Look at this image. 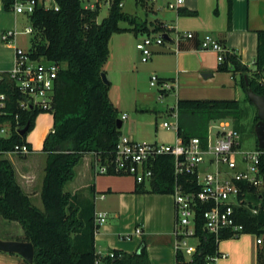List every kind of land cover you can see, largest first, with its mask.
I'll return each instance as SVG.
<instances>
[{
	"label": "trees",
	"instance_id": "obj_1",
	"mask_svg": "<svg viewBox=\"0 0 264 264\" xmlns=\"http://www.w3.org/2000/svg\"><path fill=\"white\" fill-rule=\"evenodd\" d=\"M102 1L96 0L91 8L84 5V0H54L53 7L40 3L29 16L34 30L30 39L31 56L66 63V68L59 74L49 111L53 114V127L44 137L41 149L47 155L41 190L44 209L32 203L30 195L16 179L12 162L4 154L22 143H27L32 150L26 140L27 133L37 116L46 111L21 109L18 101L22 96L6 75L8 71L2 73L0 92L7 96V115L2 119L10 120L14 128L10 136H0V216L17 221L23 227L25 239L35 247L31 264H95L100 256L95 249V234L99 227L95 223L94 201L82 191L71 193L65 190V186L74 179L75 167L85 154L94 153L102 161L114 157L122 136L121 128L117 126L119 110L109 97L111 83H105L101 74L105 72L109 59L112 35L146 28L136 16L123 11L125 0H110L109 14L99 22ZM12 3L13 0H3L6 9ZM231 16L232 0H229V21ZM123 22L129 27L121 26ZM154 31L163 33L167 28L159 23ZM257 39L254 70L230 51H226L219 67L221 71H231L234 76L240 75V85L246 95L248 88L264 95V29L257 31ZM247 100L253 104L248 95ZM177 111V136L188 141L195 136L206 139L212 122L231 120L230 117L239 119L245 110L238 99L187 98L178 100ZM258 120L256 113L254 124ZM28 123V132L20 135L19 129ZM16 126L19 129L16 130ZM153 168L152 179L136 183L137 190L173 194L177 180L174 157L159 156ZM260 169L264 181V151L260 157ZM195 180L192 175L180 176L186 191L199 189ZM245 188L259 204L254 208L237 207V220L244 226L243 233L251 232L262 237L263 243L257 248V264H264V186L260 190L249 185ZM206 208V204H201L198 210L196 235L200 244L192 260H186L179 252L176 253V264H205L208 255L219 251L222 240L232 238L226 231L218 240L215 234L204 229L202 213ZM114 252V257H104L103 264H152L144 240L135 252Z\"/></svg>",
	"mask_w": 264,
	"mask_h": 264
},
{
	"label": "crops",
	"instance_id": "obj_2",
	"mask_svg": "<svg viewBox=\"0 0 264 264\" xmlns=\"http://www.w3.org/2000/svg\"><path fill=\"white\" fill-rule=\"evenodd\" d=\"M170 1L175 0H165L159 9L166 10V4ZM1 2L3 4V0H0ZM134 2L136 6L147 7L141 0ZM169 10L171 11L166 13L165 19H156L149 23L147 18L142 21L139 14L134 15L123 9L125 13L136 16L146 28L138 32L114 33L111 37L109 59L104 70L111 83L109 97L112 103L118 110L122 109L126 90L130 88L134 93L135 89L136 97V92L140 91V77L146 76L151 79L154 74L175 82V89L161 96L166 98L171 96L175 106L179 99L187 98L240 100L244 91L240 85V75L234 76L231 71H221L218 53L208 49L201 50L200 45L203 37L211 34L226 51L237 54L244 64L254 70L258 45L257 31L264 29V0H232L231 21L229 0H184L178 9ZM159 23L167 28V32L162 34H167L169 40L165 39L163 44L154 45L150 62L141 64V68L135 64L134 75L129 55V37L131 36L134 42L139 40L138 34L144 36L160 34L154 31ZM187 32H193L194 37H186ZM8 46L14 49V46ZM132 107L144 114L155 111L152 107L139 105L134 96ZM166 112L170 114L171 110ZM125 114L126 112L122 114V118ZM128 137L138 142H146L149 139L140 133H133ZM4 157L12 162L16 179L24 192L30 195L32 203L44 209L41 190L46 153L42 151L39 160L29 155L21 157L17 155L12 159L8 153L4 154ZM96 159L94 153L85 154L75 167L74 179L65 186V190L71 193L82 191L85 196L92 199L96 212L108 213L107 221L95 234L96 252L100 256H105L113 250L131 253L137 251L144 240L151 263L168 264L170 258L173 256L176 258L173 194L138 191L135 179L98 174L94 168ZM137 227L142 228L141 235L135 234ZM0 228V239L26 240L24 229L17 221H9L0 216ZM129 234H132V237L128 239L126 236ZM0 264L29 263L20 254L0 251Z\"/></svg>",
	"mask_w": 264,
	"mask_h": 264
},
{
	"label": "built area",
	"instance_id": "obj_3",
	"mask_svg": "<svg viewBox=\"0 0 264 264\" xmlns=\"http://www.w3.org/2000/svg\"><path fill=\"white\" fill-rule=\"evenodd\" d=\"M152 2L157 0H150ZM42 0H13V10L18 14H26L28 17ZM184 0H175L168 3L169 9H178ZM33 27L30 23L23 31L7 30L1 35L2 40L8 45L14 46V66L7 72L9 80L16 91L22 96L18 105L21 109L36 108L49 112L53 106L54 93L60 72L66 68V63L49 60L45 57L34 58L29 49L18 46L16 43L19 34L32 35ZM188 38L194 37L193 32L185 33ZM165 41L162 33L148 35L136 43L141 52L142 61L146 62L153 54V46L161 45ZM201 50H213L218 53L220 62L224 60L226 49L211 34H206L200 45ZM2 71H0V84L2 83ZM150 84L158 87L160 96L175 89V82L162 79L158 75L151 76ZM7 96L0 92V136H10L13 125L5 118ZM170 115L175 122L164 121L165 129H178L177 106L171 110ZM18 119V115H16ZM19 129L18 126L15 127ZM239 131L234 127L230 119L212 122L208 129L206 139L198 136L185 141L177 136L174 144L161 142H138L122 135L117 144L115 155L109 160L102 161L97 157L96 171L98 174L129 175L136 183L148 182L154 175V163L161 155L174 157V170L177 176L175 190L173 192L177 222L175 226L176 253H195L200 239L196 235V219L201 204H206L203 211L204 229L215 234L219 240L222 232H230L232 237L243 233L244 226L237 220L236 208L245 206L251 208V192L246 185L254 186L258 190L264 186L260 169V157L264 150H241ZM31 151L27 143L18 144L9 153L26 155ZM202 164H205L202 168ZM241 164V165H240ZM213 167V168H212ZM192 175L199 186L196 191H186L180 176ZM245 185V186H244ZM108 219L106 211L95 213V223L98 227ZM141 227H137L135 234L141 235ZM132 234L126 236L131 238ZM194 237L198 240L196 246H190L188 239ZM263 239L257 237V244L261 245ZM114 257L115 252L110 251L105 256H99L95 264H103L104 257ZM227 254L218 251L206 257L205 264H220Z\"/></svg>",
	"mask_w": 264,
	"mask_h": 264
},
{
	"label": "rangeland",
	"instance_id": "obj_4",
	"mask_svg": "<svg viewBox=\"0 0 264 264\" xmlns=\"http://www.w3.org/2000/svg\"><path fill=\"white\" fill-rule=\"evenodd\" d=\"M144 4H147L145 8L141 6H136L134 0H125V7L123 8L126 12L131 14H139L142 21L145 18L148 22L156 21V19H165L166 13H169L168 3L166 4V10H160L159 6L165 3V0H141ZM146 2V3H145ZM174 2V1H172ZM45 4L46 7H53L55 5L54 0H42L41 4ZM96 3V0H84V5L91 7ZM0 71L11 70L14 66V49H11L7 43L2 40V33L7 30H18L23 31L26 26L30 25L29 17L26 14H18L13 10V7L9 9L4 8L2 2L0 3ZM110 0L101 2L100 15L98 17L99 22L103 20L109 14ZM147 8V9H146ZM123 26L128 25L127 23H121ZM135 38V33H133ZM131 37V36H130ZM129 37V47H130V57L132 63L133 73L135 75V64L138 68H141V64H146L142 61L141 52L135 48L138 41L144 39L146 36L144 34H138V41H134ZM31 35L29 34H19L17 36L16 44L25 50L30 48ZM148 60L147 63H149ZM109 79V78H108ZM135 79V77H134ZM140 91L136 92L135 97V87L134 93L128 88L124 96V106L119 109V117L124 121L121 128L122 134L125 136H130L133 133H140L146 137H149L146 142H161L174 144L177 138V131L175 129H165L163 127L164 121L175 122L170 114L166 110H172L175 108L174 102L171 96L166 98L160 96L158 87L152 86L150 84V77L141 76L140 77ZM171 93V91H170ZM132 96L137 99L138 104L142 107L147 106V108L152 107L155 111L149 112V114L141 113L139 110H134L132 107ZM239 100V99H238ZM242 106L244 108L243 115L239 118H231L234 127L239 131V141L241 150H254L257 148L258 141L255 133L254 117L257 113L255 105L251 104L247 100L246 92L243 91L242 97L240 99ZM126 112L125 117L122 118V114ZM53 126V114L51 112H41L32 127V129L27 133L26 140L32 145V150L24 155L29 157H36L37 160L42 156L41 144L43 138L49 133L51 127ZM142 140V139H140ZM9 156L16 157L21 155L16 153H8ZM205 164H202L201 168ZM241 165V164H240ZM96 161L94 163V168L96 171ZM213 168V167H212ZM118 176V175H115ZM122 179H134L129 175H120ZM148 186V185H147ZM174 198V197H173ZM259 204L257 199H251V207L254 208ZM175 205V204H174ZM177 222L176 211H175V224ZM1 229V228H0ZM190 246H196L198 240L194 237L188 239ZM257 235L255 233L246 232L242 233L237 237L227 238L220 242L219 250L226 253L228 256L225 260H221L220 264H257ZM194 253L190 252L186 254L187 259H191ZM168 264H176V258H170Z\"/></svg>",
	"mask_w": 264,
	"mask_h": 264
},
{
	"label": "water",
	"instance_id": "obj_5",
	"mask_svg": "<svg viewBox=\"0 0 264 264\" xmlns=\"http://www.w3.org/2000/svg\"><path fill=\"white\" fill-rule=\"evenodd\" d=\"M164 38L169 40V36L164 34ZM102 79L105 83H109L107 74L102 72ZM246 84L249 85L248 78L245 76ZM247 95L249 100L255 105L257 109L258 122L255 124V133L257 136L258 147L264 150V95H260L254 92L251 88H248ZM118 128H122L123 120L118 119ZM29 129V123L19 129L20 135L24 136ZM0 251L7 253L20 254L28 263L34 262L35 247L31 241L26 240H4L0 239Z\"/></svg>",
	"mask_w": 264,
	"mask_h": 264
}]
</instances>
